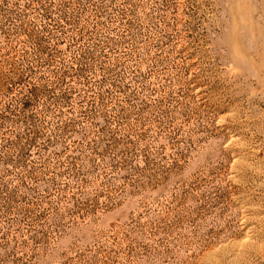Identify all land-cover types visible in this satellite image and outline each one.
Here are the masks:
<instances>
[{"label":"rangeland","instance_id":"rangeland-1","mask_svg":"<svg viewBox=\"0 0 264 264\" xmlns=\"http://www.w3.org/2000/svg\"><path fill=\"white\" fill-rule=\"evenodd\" d=\"M0 264H264V0H0Z\"/></svg>","mask_w":264,"mask_h":264}]
</instances>
